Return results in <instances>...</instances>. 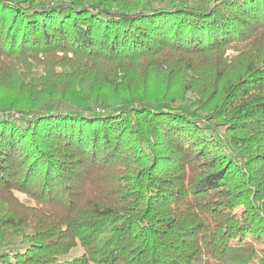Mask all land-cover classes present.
<instances>
[{
    "label": "trees",
    "instance_id": "obj_1",
    "mask_svg": "<svg viewBox=\"0 0 264 264\" xmlns=\"http://www.w3.org/2000/svg\"><path fill=\"white\" fill-rule=\"evenodd\" d=\"M0 264H264V0H0Z\"/></svg>",
    "mask_w": 264,
    "mask_h": 264
},
{
    "label": "rangeland",
    "instance_id": "obj_2",
    "mask_svg": "<svg viewBox=\"0 0 264 264\" xmlns=\"http://www.w3.org/2000/svg\"><path fill=\"white\" fill-rule=\"evenodd\" d=\"M156 4H160L161 2L165 3L166 0H154ZM168 79L163 73H159L158 75L154 76L151 81L147 85V92H156L158 90H161V92H164L166 90ZM177 87V84H173V86H170V88ZM232 244H243L244 239L238 238L231 241Z\"/></svg>",
    "mask_w": 264,
    "mask_h": 264
}]
</instances>
